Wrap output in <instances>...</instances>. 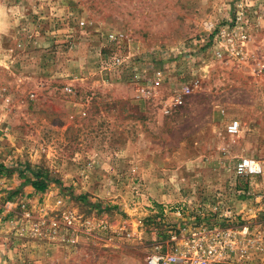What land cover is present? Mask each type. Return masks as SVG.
<instances>
[{
  "label": "rangeland",
  "instance_id": "rangeland-1",
  "mask_svg": "<svg viewBox=\"0 0 264 264\" xmlns=\"http://www.w3.org/2000/svg\"><path fill=\"white\" fill-rule=\"evenodd\" d=\"M207 21L251 57L226 55ZM114 53L126 69H103ZM261 64L264 0H0V205L21 227L76 218L60 244L8 231L0 210V263L146 264L200 228L264 221V175L233 174L243 156L264 166Z\"/></svg>",
  "mask_w": 264,
  "mask_h": 264
},
{
  "label": "built area",
  "instance_id": "built-area-1",
  "mask_svg": "<svg viewBox=\"0 0 264 264\" xmlns=\"http://www.w3.org/2000/svg\"><path fill=\"white\" fill-rule=\"evenodd\" d=\"M241 5L237 13V21L242 19ZM83 24V22H80L81 26ZM203 27L208 33L216 32L213 38L221 43L222 48L229 57L236 56L240 61H246L251 57L247 49L246 35L225 29L217 32L215 24L211 21L205 22ZM106 39L109 43L115 45L124 43V36L120 33L111 32L107 34ZM218 56H222V53H218ZM128 59L129 56L114 53L103 69L122 71L127 68ZM260 69L264 70V65L261 64ZM67 91H70V89L67 88ZM136 93L145 95L148 94V89L139 87L136 89ZM0 100L6 104L11 102L10 93L5 87L0 89ZM176 102L182 103V100L176 98ZM1 119L2 116H0V121ZM225 132L231 137L237 136L240 132L238 121H229ZM233 174L245 178L262 177L264 166L255 158L243 156L234 164ZM18 207L20 210L22 207L24 208L21 204ZM14 209L15 205L11 202L0 205L3 214L8 215L6 218L8 231L17 234H21V231H27L32 237L56 238V241L60 244L72 243L69 234L73 230L71 224L76 218L71 211L62 212L58 220L45 217L48 214L46 209L42 210L43 217L38 216L37 218L31 217L29 212H25L21 227V223L16 222L17 218L11 215ZM232 213V210H227L226 217L234 219ZM237 223L226 225L223 228L219 226L200 228L180 247L154 251L146 259V264H250L262 260L264 257V221L256 220L252 215H248L246 220ZM105 227L104 225L101 226L103 229Z\"/></svg>",
  "mask_w": 264,
  "mask_h": 264
},
{
  "label": "trees",
  "instance_id": "trees-1",
  "mask_svg": "<svg viewBox=\"0 0 264 264\" xmlns=\"http://www.w3.org/2000/svg\"><path fill=\"white\" fill-rule=\"evenodd\" d=\"M31 185L37 190L42 191L45 189V181L44 178H42L39 173H36L33 180H30Z\"/></svg>",
  "mask_w": 264,
  "mask_h": 264
}]
</instances>
